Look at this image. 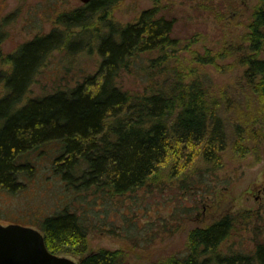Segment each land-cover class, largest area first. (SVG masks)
Segmentation results:
<instances>
[{
	"label": "trees",
	"instance_id": "1",
	"mask_svg": "<svg viewBox=\"0 0 264 264\" xmlns=\"http://www.w3.org/2000/svg\"><path fill=\"white\" fill-rule=\"evenodd\" d=\"M118 1L90 0L58 10L48 32L1 57L9 67L0 69V190H19L22 177L35 167L23 156L52 143L59 153L50 169L63 186L58 196L64 200L70 192L76 200L78 192L91 190L106 202L152 191L162 182L184 184L198 164L220 167L229 148L241 155L250 145L259 150L264 132L255 124L264 119V0L252 6L240 41L203 52L172 35L175 18L162 14L156 1L124 24L111 16ZM57 50L95 51L100 60L71 87L27 96L35 74ZM183 51L195 65H183ZM142 56V90L123 89L118 77ZM233 56L229 67L241 68L239 94L226 89L217 94L206 85L203 67H218V60ZM71 202L35 224L47 249L78 255V264L128 263L120 248L88 251L86 218ZM235 225L228 213L190 228L182 253L149 264H264V239L255 240L248 252L222 250Z\"/></svg>",
	"mask_w": 264,
	"mask_h": 264
},
{
	"label": "rangeland",
	"instance_id": "2",
	"mask_svg": "<svg viewBox=\"0 0 264 264\" xmlns=\"http://www.w3.org/2000/svg\"><path fill=\"white\" fill-rule=\"evenodd\" d=\"M155 1L162 14L175 18L172 35L183 42L190 41L191 50L203 52L205 48L217 51L227 42L240 41L257 0H119L111 16L120 24L133 21ZM81 4L80 0H0V69L9 67L2 56L54 26L58 10ZM190 57L189 51L181 53L185 67L195 65ZM145 58L136 59L131 71L118 77L119 86L142 90L146 82ZM99 60L95 51L82 50L69 55L54 51L35 74L27 96L71 87L84 75L92 74ZM231 61L234 56L218 60V67H203L206 85L217 94L224 89L231 96L239 94L241 68L229 67ZM3 93L0 83V96ZM255 126L264 132V119ZM57 145L46 144L23 156L35 167L30 176L22 177L25 182L16 192L0 190L1 223L38 228L35 224L41 217L61 208L64 201H72V207L79 208L86 218L88 251L120 248L126 252L129 264H149L182 253L190 228L204 226L228 213L235 216L236 225L231 238L222 245L223 251L248 252L255 240L264 239V140L257 152L248 146L245 155L229 148L218 168L198 164L189 171L184 184L162 182L152 191L142 189L107 202L94 198L91 190L78 192L76 200L70 192L65 193L64 200L58 196L63 186L50 169L52 158L59 153ZM56 254L79 260L78 255L68 252Z\"/></svg>",
	"mask_w": 264,
	"mask_h": 264
},
{
	"label": "water",
	"instance_id": "3",
	"mask_svg": "<svg viewBox=\"0 0 264 264\" xmlns=\"http://www.w3.org/2000/svg\"><path fill=\"white\" fill-rule=\"evenodd\" d=\"M78 261L49 251L38 228L0 222V264H78Z\"/></svg>",
	"mask_w": 264,
	"mask_h": 264
}]
</instances>
